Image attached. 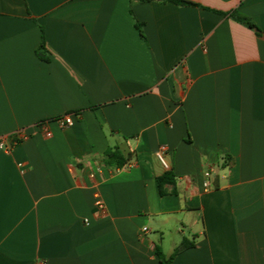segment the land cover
Listing matches in <instances>:
<instances>
[{"label":"crops","instance_id":"1","mask_svg":"<svg viewBox=\"0 0 264 264\" xmlns=\"http://www.w3.org/2000/svg\"><path fill=\"white\" fill-rule=\"evenodd\" d=\"M190 1L0 0V264H264V0Z\"/></svg>","mask_w":264,"mask_h":264},{"label":"trees","instance_id":"2","mask_svg":"<svg viewBox=\"0 0 264 264\" xmlns=\"http://www.w3.org/2000/svg\"><path fill=\"white\" fill-rule=\"evenodd\" d=\"M137 1L141 3H150V2L173 3L178 6H192V7H199V8L205 9L200 4L190 1V0H137ZM218 13L222 14L225 17H229L233 19L234 21L238 22L239 24L249 29L256 31L258 35H262V36L264 35V33L251 21L249 17L241 14L238 11H232L229 13H222V12H218ZM136 27L139 30V32L142 34V25L137 24ZM41 39L42 40H41L39 51H40V56L43 57V51L45 50V39H44L43 29H42ZM128 161H129V157L125 156L118 147H114V148L111 147V148H108L107 151L105 152L102 163L106 168H109V169H121L127 165ZM157 183H158L160 194L164 196L168 193L165 190V186L167 185L175 186L176 177L173 174V172L169 170L165 172L162 176L157 178ZM172 193H175L174 189L172 190ZM192 247H194V244L192 242L183 241L177 246V248L174 251V254L169 258H167L163 254V252L161 251L159 247L156 248V254L162 264H172L174 258L178 254Z\"/></svg>","mask_w":264,"mask_h":264},{"label":"built area","instance_id":"3","mask_svg":"<svg viewBox=\"0 0 264 264\" xmlns=\"http://www.w3.org/2000/svg\"><path fill=\"white\" fill-rule=\"evenodd\" d=\"M55 122L62 128L70 127L73 125V117L71 115H65L63 117L57 118ZM40 129L43 131L46 137H51L52 132L48 128V123L43 122L39 124ZM28 139V135L25 130L17 131L14 136L12 143H8L6 140H0V152L10 153L15 145L22 143ZM167 148L165 146H160L157 151V158L165 169H169V164L166 160ZM22 166L21 164L19 165ZM103 167H98L97 172H102ZM213 172L211 170L205 173V181L203 183L204 189L208 190L210 188V180L212 178ZM94 177V174L92 175ZM96 207L101 215L105 214V206L103 201L99 198V195H96ZM87 222V221H86ZM147 229H144L146 231Z\"/></svg>","mask_w":264,"mask_h":264}]
</instances>
